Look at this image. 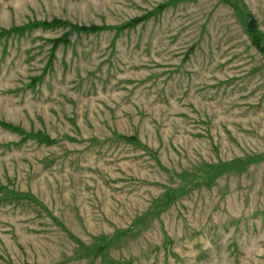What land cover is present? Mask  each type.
I'll use <instances>...</instances> for the list:
<instances>
[{"label":"rangeland","instance_id":"obj_1","mask_svg":"<svg viewBox=\"0 0 264 264\" xmlns=\"http://www.w3.org/2000/svg\"><path fill=\"white\" fill-rule=\"evenodd\" d=\"M247 15L264 44V0H0V264H264Z\"/></svg>","mask_w":264,"mask_h":264},{"label":"trees","instance_id":"obj_2","mask_svg":"<svg viewBox=\"0 0 264 264\" xmlns=\"http://www.w3.org/2000/svg\"><path fill=\"white\" fill-rule=\"evenodd\" d=\"M161 8L162 7L160 6L159 9H161ZM149 15H151V14H149ZM149 15L148 16H144L142 18H138V19L132 20L129 24L121 27L120 30L124 29L128 25H135L136 23H138L140 21H143L144 19L148 18ZM57 24L58 25H62L63 22L52 21L50 23H45V22L40 23V25L43 26V27H52V26L57 25ZM70 27L73 28L76 31H80V32H84V33H94V32L100 31L102 29H105V27H96V26L81 27V28L80 27H72V26H70ZM256 29L257 28H256L255 20L252 18V16L247 15V17H246V32H247V34H249V36L251 38V43L253 44V46L258 51H260L261 53L264 54V44L261 43V39L257 35ZM66 41L67 40L64 37L59 38V39L50 40V42L53 45V48H55V46H57L60 43H66ZM0 126L4 127V128H7V129H15L11 125L5 124L3 122H0ZM36 136L39 138L40 142L47 143V144L52 143V141L47 136L41 135L39 133L34 135V137H36ZM121 138L124 139L127 143H131V144L138 143V140L136 138H134V137H120V139Z\"/></svg>","mask_w":264,"mask_h":264}]
</instances>
